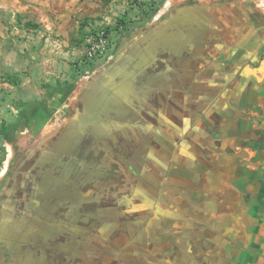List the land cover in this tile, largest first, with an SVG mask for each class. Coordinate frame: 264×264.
I'll return each mask as SVG.
<instances>
[{"label": "crops", "instance_id": "0c3cea01", "mask_svg": "<svg viewBox=\"0 0 264 264\" xmlns=\"http://www.w3.org/2000/svg\"><path fill=\"white\" fill-rule=\"evenodd\" d=\"M171 1L170 11L164 4L97 66L85 64L58 104L62 113L35 117L5 138L10 147L0 164V264H45L32 253L31 259L20 255L26 249L18 236L31 230L27 221L49 218V212H33V205L100 200L101 191L73 189L93 182V143L106 128L136 142L157 140L160 151L147 142L145 154L165 157L150 166L151 175L141 170L145 177L119 168L123 182L112 180L117 191L111 197L120 193L118 203L127 204L125 191L147 188L151 217L142 226L149 212L133 210L113 242L148 248L161 241L162 254L177 249L179 264H264V6L261 0ZM48 173L49 186L43 185ZM69 212L50 215L67 225L51 229L54 236L83 233L86 241L105 245L108 226L74 232L80 217ZM72 244L67 238L59 246L61 263Z\"/></svg>", "mask_w": 264, "mask_h": 264}, {"label": "rangeland", "instance_id": "374dc122", "mask_svg": "<svg viewBox=\"0 0 264 264\" xmlns=\"http://www.w3.org/2000/svg\"><path fill=\"white\" fill-rule=\"evenodd\" d=\"M185 1L186 3L196 2L195 0ZM210 1L225 2L226 0ZM251 1L258 4L260 0ZM261 2L260 6H264V0ZM171 3V0H0V164L10 147L4 143L5 138L16 130H23L35 117L42 115L54 119L55 115L62 113L61 110L59 111L58 104L65 99L66 92L75 79L85 73V64L90 63L91 68L101 63L98 58L92 61L86 58V37L89 33L109 27L107 35L111 41L108 51L110 53L120 41L134 35L137 29H141L158 11H162L164 4L170 11ZM143 4L146 8L150 6L153 8L152 15L148 19L137 20L141 14L140 8L144 7ZM139 5L142 6L139 7ZM120 19H125L126 29L121 27L116 29L117 21ZM15 78H17L16 84L9 82ZM109 133V129L106 128L105 135H102L108 136ZM101 139L93 143V149L97 150L95 156L101 149L106 148L107 151L109 149L110 154L101 157V161L106 157L111 162L115 157L110 150L114 142L106 141L107 145L103 148L97 144L101 142ZM90 159L96 167H101L97 163L98 157L93 155ZM31 169L32 166H29L28 172ZM80 175L81 171L76 175L77 180ZM102 176L96 171L89 172L90 180L96 184L98 178ZM44 181L43 185L49 186L52 181L49 173ZM32 183L33 179L30 177L29 191L35 194L36 189L31 188ZM96 184L93 185L94 188L91 187L93 189L91 192L93 195H99L101 191L102 196V189ZM65 191L66 189L63 188V192ZM73 191V194H81L83 189L75 188ZM39 198L38 200L41 199ZM44 202L38 204L41 208L33 205V212L41 209L45 213L49 212V218L41 219V214L38 213L40 218L27 221L29 223L26 225L27 229L39 227L49 232L56 226L67 227L65 221L57 223L56 218L50 215L62 216L71 209L80 213L89 209L87 214L91 215L93 222L97 221L96 224H98L95 216L99 206L97 198L84 207L83 204H74V206L68 204L64 207V204H47L46 200ZM51 206L58 208L53 210ZM77 207L79 209H76ZM80 227L81 225L75 224L74 232H77ZM160 244L161 241H155L151 246V254L158 258V264L162 261L161 256L172 259L166 261V264H179L177 249L172 250L171 254H162V247H158ZM164 248L168 246L164 245ZM100 254L102 259L100 255V260H95L93 264H116L112 256ZM84 264H91L90 259L85 260Z\"/></svg>", "mask_w": 264, "mask_h": 264}, {"label": "flooded vegetation", "instance_id": "af4514ba", "mask_svg": "<svg viewBox=\"0 0 264 264\" xmlns=\"http://www.w3.org/2000/svg\"><path fill=\"white\" fill-rule=\"evenodd\" d=\"M109 132L110 135L103 136L101 142L98 145L105 148L104 146L107 145L106 141L109 142V140H112L114 142L112 149H110L113 155L115 156L113 161H111L114 164L109 162L106 157V161H101V157L110 154L109 149L107 151L105 148V150L101 149L97 154V163L101 165L100 170H98L96 167H91V169H95L93 171H96L103 175L102 178H98L97 180L98 182L99 180L103 182L100 187L103 193L99 202L97 203L99 206H97L98 209L96 208L97 210L95 212V216L100 226L105 225L110 228V230L107 229L109 231V234L108 236H106L105 245H98L96 243L86 241L85 237L82 236L83 233H80L81 236L79 235L75 237L70 236L68 233L67 235L59 234L57 236H54L51 230L49 232H42L39 227H34L28 232L25 231L22 237L18 236L19 244L27 250H23L22 252H20V255L24 260L31 259V255L33 254L32 257H36L41 262L44 261L45 264H84V261L89 259L91 261V264H93L95 263V260H100V255L102 259V254L100 253H103L104 256H112L115 259L116 264H158V258H152L151 252L148 249L151 245H148V248H145V244L143 243V246H135L134 243L129 241L126 247L121 248L119 245L113 242L114 236L119 232V227L117 226H119L123 221L133 220L129 219V216H132L135 213L133 212V210L135 211V209L137 208H141L142 211L150 210L148 205L149 198H151V192L149 191V189H142V193H137V191H132L131 193H129V191H125L127 192L126 200H128V203L122 205L118 203V196L120 193L117 194L115 197H111L110 194L115 193V191H117V185H113L112 180H115L117 183L123 182V176L120 177L119 175V168H121V166L124 168L126 167L127 169L132 168V172L138 174V176L145 177L146 173L144 171L148 172V174L151 175L152 172H150L149 170L151 169V167L157 166V164L162 165V162L165 163V157L159 152L161 146L157 140H145V136L143 137V139H139L136 142L128 136H123L122 134L114 133L113 131H111V129L109 130ZM147 142L149 143V145L156 146L159 151H155L152 156H146L145 153H147L148 149H151L149 145L146 146ZM78 159L80 160V157ZM92 165H94V163L91 162V166ZM158 176L159 179L162 178V175H160L159 173ZM93 182L85 184L83 191H92L93 189L91 187H93ZM162 189L160 193H157L158 197L162 196L164 191ZM89 203H91V201L83 203V207L84 205H88ZM89 211L90 210L88 209L84 210L83 213L74 212L78 213L76 215L80 217V219H76V223L85 227V229H88L86 230L87 232L89 230L94 231L97 229L96 223L93 222L94 219L92 220L89 217L87 218V213ZM131 211L133 213H131ZM123 212H125L128 217H122L121 214ZM149 217H151L150 212L147 214V216H145L144 220L142 221V226L147 223V218ZM130 227H133V224ZM140 229H143V227ZM131 230V232L135 231L133 230V228ZM67 238H70V240H72L73 246H71L69 252L67 251V256H65L66 260L64 261V263H61L63 261H60L59 258L62 257L63 254L58 249L59 246L63 245L66 242ZM129 240H132L131 237L129 238ZM137 254L138 257H135ZM108 260H105V262H108ZM163 263L165 264V262L161 261L160 264Z\"/></svg>", "mask_w": 264, "mask_h": 264}, {"label": "built area", "instance_id": "2783aa9c", "mask_svg": "<svg viewBox=\"0 0 264 264\" xmlns=\"http://www.w3.org/2000/svg\"><path fill=\"white\" fill-rule=\"evenodd\" d=\"M86 42V58L89 61L105 56L110 50L111 41L104 29L89 33Z\"/></svg>", "mask_w": 264, "mask_h": 264}, {"label": "trees", "instance_id": "16d2710c", "mask_svg": "<svg viewBox=\"0 0 264 264\" xmlns=\"http://www.w3.org/2000/svg\"><path fill=\"white\" fill-rule=\"evenodd\" d=\"M142 6V5H139V7ZM144 7H141L139 12L141 13L140 16L137 17V20H140V19H148L151 17L152 15V11H153V8L150 6V7H145V5L143 4ZM123 28V29H126V21L125 19H120L117 21V24H116V29L118 28ZM105 32L106 34L109 33V27H105ZM10 83L12 84H16L17 83V78L9 81Z\"/></svg>", "mask_w": 264, "mask_h": 264}]
</instances>
